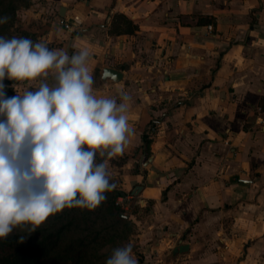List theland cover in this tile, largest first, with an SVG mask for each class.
<instances>
[{"label":"crops","instance_id":"obj_1","mask_svg":"<svg viewBox=\"0 0 264 264\" xmlns=\"http://www.w3.org/2000/svg\"><path fill=\"white\" fill-rule=\"evenodd\" d=\"M46 3L68 8L79 29L62 27L56 48H89L96 93L131 98L121 192L147 211L156 252L264 264V0ZM104 66L122 78L102 82Z\"/></svg>","mask_w":264,"mask_h":264},{"label":"clouds","instance_id":"obj_2","mask_svg":"<svg viewBox=\"0 0 264 264\" xmlns=\"http://www.w3.org/2000/svg\"><path fill=\"white\" fill-rule=\"evenodd\" d=\"M90 60L86 46L69 54L44 38L0 35V238L65 208L94 209L115 188L110 160L135 135L131 98L97 94ZM5 79L34 86L12 83L8 95ZM133 247L113 248L104 264H138Z\"/></svg>","mask_w":264,"mask_h":264},{"label":"rangeland","instance_id":"obj_3","mask_svg":"<svg viewBox=\"0 0 264 264\" xmlns=\"http://www.w3.org/2000/svg\"><path fill=\"white\" fill-rule=\"evenodd\" d=\"M46 1L48 0H0V15L9 17L5 24L0 25V35L25 36L33 40L44 38L50 48H56L57 43L60 44V37L62 38L64 34V29L57 23L58 15L61 10H64L65 14L68 8L62 6L63 8L58 9L56 5L52 8H44L48 6ZM72 24L74 29H79L75 23ZM47 79L51 81L52 78ZM4 83L8 95L15 94L10 86L12 83H15L19 89L34 86L27 81L13 82L5 79ZM263 115L264 113L260 116ZM127 158L128 156L111 158L109 170L115 188L105 193L104 201L96 208L91 210L77 207L65 208L35 227L21 224L18 225L17 230L24 238H29L28 232L50 231L62 227L64 243H72L77 250L80 249L79 240L83 239L87 244V252L81 264H104L113 248L122 246L129 240L133 242V251L138 264H169L168 250L163 248L165 243H163V251L160 254L154 249L161 236L154 235L156 237L154 238L151 231L142 232L141 226L143 225L140 222L147 216V211L141 214L137 196H132L136 194L129 191L126 192L127 199L122 201L118 199L122 192L130 189L125 183L127 168L124 165Z\"/></svg>","mask_w":264,"mask_h":264},{"label":"trees","instance_id":"obj_4","mask_svg":"<svg viewBox=\"0 0 264 264\" xmlns=\"http://www.w3.org/2000/svg\"><path fill=\"white\" fill-rule=\"evenodd\" d=\"M15 226L0 238V264H81L87 244L79 240V250L72 243H64V229L28 232L24 238Z\"/></svg>","mask_w":264,"mask_h":264},{"label":"water","instance_id":"obj_5","mask_svg":"<svg viewBox=\"0 0 264 264\" xmlns=\"http://www.w3.org/2000/svg\"><path fill=\"white\" fill-rule=\"evenodd\" d=\"M63 15L64 10H61L58 15V19L61 18ZM101 78L104 83L108 81H118L122 78V72L113 67L104 66L102 67Z\"/></svg>","mask_w":264,"mask_h":264},{"label":"built area","instance_id":"obj_6","mask_svg":"<svg viewBox=\"0 0 264 264\" xmlns=\"http://www.w3.org/2000/svg\"><path fill=\"white\" fill-rule=\"evenodd\" d=\"M57 23L59 24V25H61L63 28H65L66 30H69V31H71V30H73L74 29V25L69 21V19L67 18V17H65V16H62L61 18H59L58 19V21H57ZM208 28L209 29H212V26L211 25H209L208 26ZM259 110H261L260 108H259ZM261 113V112H260ZM261 122H262V124H264V118H262V120H261ZM127 195H126V193H121V195H119V200L120 201H122V200H124V199H127Z\"/></svg>","mask_w":264,"mask_h":264}]
</instances>
